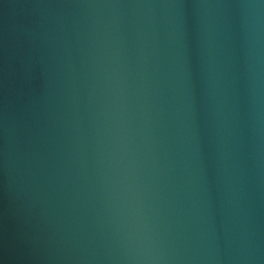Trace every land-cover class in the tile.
<instances>
[{"label":"water","instance_id":"95a60500","mask_svg":"<svg viewBox=\"0 0 264 264\" xmlns=\"http://www.w3.org/2000/svg\"><path fill=\"white\" fill-rule=\"evenodd\" d=\"M0 264H264V0H0Z\"/></svg>","mask_w":264,"mask_h":264}]
</instances>
